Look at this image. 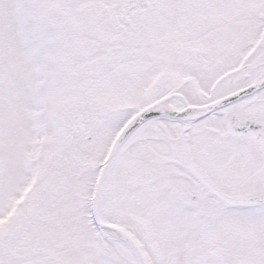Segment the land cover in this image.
<instances>
[{"label":"snow or ice","instance_id":"6c2138e0","mask_svg":"<svg viewBox=\"0 0 264 264\" xmlns=\"http://www.w3.org/2000/svg\"><path fill=\"white\" fill-rule=\"evenodd\" d=\"M0 264H264V0H0Z\"/></svg>","mask_w":264,"mask_h":264}]
</instances>
